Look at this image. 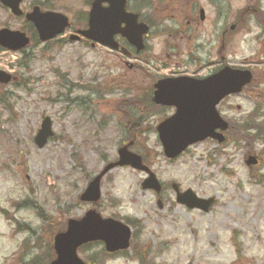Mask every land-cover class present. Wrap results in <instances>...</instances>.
<instances>
[{"label":"rangeland","instance_id":"1","mask_svg":"<svg viewBox=\"0 0 264 264\" xmlns=\"http://www.w3.org/2000/svg\"><path fill=\"white\" fill-rule=\"evenodd\" d=\"M33 2L47 4L70 21L89 9L85 0H23V9ZM128 2L153 25L140 57L126 59L83 42L39 43L26 50L28 69L19 72L29 78L26 86L0 89V96L8 98L0 105V264H47L53 236L91 208L79 201L88 179L134 137L129 149L146 154L164 191L157 196L142 190L144 174L129 167L107 174L96 208L104 218L133 224L130 248L110 257L94 243L80 249L82 260L264 264V107L255 120V97L248 92L225 100L219 112L233 126L225 144L206 140L170 162L161 154L154 128L173 110L151 108L147 101L153 76L203 78L220 68L216 34L235 23L241 26L227 36L224 65L250 66L255 83L264 84V57L254 41L264 0ZM199 8L205 21L187 28ZM5 25L25 28L0 7V28ZM7 60L0 58V67ZM44 117L52 120L54 137L39 150L33 138ZM248 156L257 164L248 167ZM172 182L198 197H213L209 213L177 204Z\"/></svg>","mask_w":264,"mask_h":264},{"label":"water","instance_id":"2","mask_svg":"<svg viewBox=\"0 0 264 264\" xmlns=\"http://www.w3.org/2000/svg\"><path fill=\"white\" fill-rule=\"evenodd\" d=\"M0 3L8 7L13 14L21 15L18 9L20 0H0ZM103 3L109 6L103 8ZM137 18V15L125 12V0H96L91 5L88 29L79 31L78 35L111 49H117L118 46L113 38L119 34L139 51L143 48L142 37L147 33L148 28L138 24ZM26 19L33 22L42 42L62 34L69 26L66 17L54 13H41L38 8L33 9ZM78 39V36H70L72 41ZM27 43L28 40L23 34L0 31V45L9 50H20ZM10 80V76L0 73L1 84H7ZM250 81L251 74L248 71L232 70L227 67L204 80L177 78L159 81L155 85L154 103L174 107L176 110L172 117L157 127L164 155L174 159L188 146L208 137L221 142L223 138L215 133V130L224 131L227 124L220 119L215 106L224 97L239 93ZM52 135L51 122L49 118H45L34 138L36 146L39 149L43 148ZM118 156L117 162L107 165L89 183L80 197L81 201L97 202L100 198L102 177L118 166H131L133 169L148 173V178L143 182L142 187L160 192V185L155 176L142 165L139 156L128 151V146L119 149ZM248 163L253 164L254 161L250 159ZM173 188L177 191L176 185H173ZM177 202L186 205L189 209L207 212L212 200L197 199L191 191H187L184 194L177 192ZM129 238L130 231L126 226L111 219L104 220L91 210L79 221H68L66 232L55 236L56 259L50 264H84L76 255L78 247L89 242L102 241L106 251L112 253L128 248Z\"/></svg>","mask_w":264,"mask_h":264},{"label":"trees","instance_id":"3","mask_svg":"<svg viewBox=\"0 0 264 264\" xmlns=\"http://www.w3.org/2000/svg\"><path fill=\"white\" fill-rule=\"evenodd\" d=\"M149 24H151V23H149ZM0 100H1V98H0ZM260 103H262V104H264V101H260ZM261 128L263 129V127L261 126ZM134 131L136 130V128L135 129H133ZM133 131V132H134ZM132 132V133H133ZM49 253H50V255H51V251H50V249H49V251H47L46 252V256H45V259H48V255H49ZM140 264H143V261L141 260V263Z\"/></svg>","mask_w":264,"mask_h":264}]
</instances>
